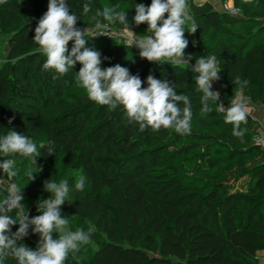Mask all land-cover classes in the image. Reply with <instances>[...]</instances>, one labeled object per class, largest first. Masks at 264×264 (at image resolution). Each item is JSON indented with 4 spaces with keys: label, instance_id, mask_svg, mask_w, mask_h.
<instances>
[{
    "label": "trees",
    "instance_id": "16d2710c",
    "mask_svg": "<svg viewBox=\"0 0 264 264\" xmlns=\"http://www.w3.org/2000/svg\"><path fill=\"white\" fill-rule=\"evenodd\" d=\"M136 2L149 5L151 0ZM186 2V27L195 23L198 28L185 31V52L217 57L220 101L227 106L242 90L253 103L264 105V0H233L240 15L222 10L214 0ZM32 3L39 19L48 0ZM134 3L71 0L70 11L79 12L87 4L89 11L77 26L91 28L100 8L118 6L126 10L136 34H150L146 23L132 21ZM35 26L21 0H0V31L8 36L0 68V135L11 128L32 140L38 136L37 145L51 140L57 149L37 157L40 170L32 165L33 180L21 185L16 172L24 199L34 202L30 217L37 215V202L51 195L44 182L65 180L59 159L81 147L76 166L87 177L89 190L86 182L83 190L71 191L61 213L73 230L92 228L93 239L84 246L83 262L73 263L70 255L66 264H257L254 257L264 252V148L253 139L255 120L247 114L240 124L244 135L235 136L215 103L210 111L201 110V93L187 65L141 58L135 46L114 38L111 29L124 27L112 23L109 36L87 41L101 52L102 68L120 64L142 81L149 74L167 79L191 100L190 132L141 130L121 106L88 98L77 83L79 62L67 74L43 69L45 56L32 40ZM71 46L69 41V50ZM50 107L63 108L52 121L44 113ZM16 228L18 224L12 230ZM39 239L30 228L24 243L35 248ZM3 264L14 261L8 258Z\"/></svg>",
    "mask_w": 264,
    "mask_h": 264
},
{
    "label": "clouds",
    "instance_id": "9594fccd",
    "mask_svg": "<svg viewBox=\"0 0 264 264\" xmlns=\"http://www.w3.org/2000/svg\"><path fill=\"white\" fill-rule=\"evenodd\" d=\"M71 8V0H48L47 11L36 23L32 40L45 56L42 68L67 74L79 62L81 66L75 72L90 100L113 108L121 106L129 120L141 130L165 128L179 134L190 132L193 113L188 95L178 93L169 80L158 79L152 74L142 81L138 74H132L120 64L102 68L101 52L88 46L87 41L96 35L109 36L106 30L112 23L134 35L126 10H120L118 6L100 8L93 18V26L81 28L77 21L89 11V6L83 5L79 12L70 11ZM131 8L135 9L132 21L136 25L146 23L150 34L131 39L129 46L135 45L141 58L156 64L187 65L194 74L197 91L201 93V110L208 112L215 103L224 112V121L232 125L233 134L242 137L244 132L240 124L247 116L244 101L233 98L224 106L219 93L212 89L221 71L217 57L193 56L185 52L189 44L185 31L192 33L198 28L195 23L186 27L190 19L186 0H151L149 5L135 0ZM69 41H72L70 50ZM193 59L195 63H191ZM142 83L146 86L142 87ZM44 151L52 155L57 149L51 140L37 145L29 135L11 128L0 135V177L5 178L0 183L3 196L0 199V264L8 258H12L14 264H66L71 254L92 243V228L73 230L69 227V218L61 213V205L69 202V193L84 189L86 177L83 175L75 179L74 185L65 180H46L44 189L51 195L37 202L40 214L30 217L25 211L22 188L15 179V158L25 157L29 164L38 168L37 157L44 155ZM33 173L30 169L26 171L30 181L34 178ZM17 224L18 228L13 231V225ZM30 228L40 237L35 248L24 243Z\"/></svg>",
    "mask_w": 264,
    "mask_h": 264
},
{
    "label": "rangeland",
    "instance_id": "374dc122",
    "mask_svg": "<svg viewBox=\"0 0 264 264\" xmlns=\"http://www.w3.org/2000/svg\"><path fill=\"white\" fill-rule=\"evenodd\" d=\"M21 1L24 4L30 19L32 21H34L36 24L38 21V18L35 15L32 0H21ZM219 1L220 2H229L230 0H219ZM216 4L219 6L218 3H216ZM186 24H187V26L189 25V23H187V22H186ZM131 30L134 31L133 29H131ZM112 32H113L112 34H113L115 39H125V38H131V37L135 39V38L142 37L143 35H145L142 32H138V34L135 33L134 35H130V33L127 29H118V30H113ZM96 36H98V35H96ZM7 40H8V36L3 34L0 31V68L2 67V65L4 64V62L6 60ZM219 82H220V79L214 81L212 84V87L217 90L219 87ZM77 83L79 84L78 77H77ZM252 106H253V104H252ZM62 110H63V108H61V107H50L48 109H45L44 113H45L46 118L49 121H52L54 116L56 114L60 113ZM37 139H38V136H35L33 139V142L35 143L37 141ZM242 144L245 145L246 143L243 142ZM80 152H81V147L76 146L75 149L73 150L72 156L64 154V155H62V157L59 159V161L57 163V165H58V167L62 173L63 179L69 181L73 185L75 183L76 178H78L81 175L85 176V174L81 170H79V168H77V166H76L78 161H79ZM15 164H16V172L18 173L17 178L19 180V183L21 185H23L24 182L28 179V176L26 175V171L29 169L31 171H33L34 168L31 164H29L28 159L25 157L16 158ZM86 182H87V186L85 187V190H89V186H88L89 181L87 180V177H86ZM22 202L25 204L24 205L25 211H28V213H29V210L33 206L34 202L31 200H28V199H23ZM38 214H40L39 210L37 211V215ZM94 247H96V246H94ZM85 257H86V250H85L84 246H82L74 254H71V258H72L73 263L83 262L85 260ZM254 260L257 264L259 262L262 264V262L264 260V252H262V251L259 252L258 255L256 257H254Z\"/></svg>",
    "mask_w": 264,
    "mask_h": 264
},
{
    "label": "built area",
    "instance_id": "2783aa9c",
    "mask_svg": "<svg viewBox=\"0 0 264 264\" xmlns=\"http://www.w3.org/2000/svg\"><path fill=\"white\" fill-rule=\"evenodd\" d=\"M214 1H216V3L218 2V0H214ZM219 7L222 10H225L226 12H228L229 14H233V15H240L241 14L240 8L236 7L234 5V3L231 2V1H229V2H221V4L219 5ZM112 31L113 30L111 29V33H113ZM131 39H134V38H132V37L131 38H125L123 40L126 41V42H128V43H130V40ZM133 46H135V45H133ZM219 79L222 82V80H221L220 77H219ZM212 89L215 90V91H217L219 93V99H220L221 96H222V94L220 92V87H218L217 90L214 89L213 87H212ZM235 98H239V99H242L244 101L247 114L255 120V133H254V136H253L254 142L264 148V118H258V117H256L253 114L252 110H249L251 107H253L252 104L254 105V103L251 101V99L247 95H245L243 93L242 90H237L236 91ZM4 179L5 178L0 177V183H2Z\"/></svg>",
    "mask_w": 264,
    "mask_h": 264
},
{
    "label": "crops",
    "instance_id": "0c3cea01",
    "mask_svg": "<svg viewBox=\"0 0 264 264\" xmlns=\"http://www.w3.org/2000/svg\"><path fill=\"white\" fill-rule=\"evenodd\" d=\"M233 2V0H230ZM218 2H220L218 0ZM221 86V81L219 82V87ZM249 110H252L253 114L258 118H264V105L260 103H254L253 107H251Z\"/></svg>",
    "mask_w": 264,
    "mask_h": 264
}]
</instances>
